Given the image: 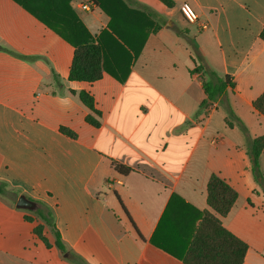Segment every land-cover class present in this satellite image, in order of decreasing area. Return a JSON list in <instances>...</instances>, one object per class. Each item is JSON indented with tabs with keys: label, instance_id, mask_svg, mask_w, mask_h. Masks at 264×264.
<instances>
[{
	"label": "crops",
	"instance_id": "obj_1",
	"mask_svg": "<svg viewBox=\"0 0 264 264\" xmlns=\"http://www.w3.org/2000/svg\"><path fill=\"white\" fill-rule=\"evenodd\" d=\"M124 1L158 29L125 83L106 72L88 83L69 80L75 48L53 27L74 13L97 37L108 15L91 0H0V182L49 206L68 251L88 264H184L151 239L175 197L172 210L191 206L196 227L217 174L238 194L223 226L248 245L244 264H264V193L247 152L264 137L254 109L264 93V0ZM184 2L208 29L184 20ZM212 72L234 86L201 109ZM260 166L264 174V148ZM17 200L0 195V264H74Z\"/></svg>",
	"mask_w": 264,
	"mask_h": 264
},
{
	"label": "trees",
	"instance_id": "obj_2",
	"mask_svg": "<svg viewBox=\"0 0 264 264\" xmlns=\"http://www.w3.org/2000/svg\"><path fill=\"white\" fill-rule=\"evenodd\" d=\"M91 1L110 17L108 28L97 37L89 33L74 13L67 22L60 23L57 27L53 25L57 34L75 48L69 80L93 83L100 80L103 72H106L118 82L125 83L133 61L141 54L151 32L158 27L149 13L131 7L124 0ZM162 1L167 5L171 4V0ZM202 70L199 67L193 72L199 73ZM212 76L213 80L203 82L207 98L200 105L201 109L218 100L228 87L234 86L229 76L220 78L214 72ZM79 96L84 105L100 115L89 93L83 91ZM254 109L264 116V93L255 101ZM230 115L234 116L232 112ZM86 120L95 127L99 126V122L91 115ZM62 131L75 137L71 131ZM263 148L264 137H260L250 141L247 152L255 182L264 193V174L260 166ZM112 165L121 175H128L132 171L115 162ZM0 195L14 202L18 199L17 193L8 189L4 182H0ZM175 198L170 201L169 209L167 208L151 239L155 247L175 256L184 264H244L248 245L226 229L221 221L230 213L238 199L237 192L223 178L217 174L211 175L207 197L211 211L198 214L200 222L196 227L194 218L189 216V211H194L191 206L186 204V210L178 212L172 210ZM35 203L37 208L34 214L54 235L55 245L61 253L67 255V259L74 264H88L81 256L66 248L56 227L53 210L44 203ZM43 230L44 227L39 226L36 233L42 237Z\"/></svg>",
	"mask_w": 264,
	"mask_h": 264
},
{
	"label": "built area",
	"instance_id": "obj_3",
	"mask_svg": "<svg viewBox=\"0 0 264 264\" xmlns=\"http://www.w3.org/2000/svg\"><path fill=\"white\" fill-rule=\"evenodd\" d=\"M180 12L182 17L188 24L198 25L200 30L208 29V24L200 21L199 15L190 3L184 2L180 6Z\"/></svg>",
	"mask_w": 264,
	"mask_h": 264
},
{
	"label": "water",
	"instance_id": "obj_4",
	"mask_svg": "<svg viewBox=\"0 0 264 264\" xmlns=\"http://www.w3.org/2000/svg\"><path fill=\"white\" fill-rule=\"evenodd\" d=\"M16 206L23 210H35L37 208V204L25 196H20L18 198Z\"/></svg>",
	"mask_w": 264,
	"mask_h": 264
}]
</instances>
